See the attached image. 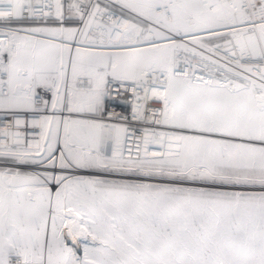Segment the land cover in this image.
<instances>
[{
  "label": "snow or ice",
  "instance_id": "1",
  "mask_svg": "<svg viewBox=\"0 0 264 264\" xmlns=\"http://www.w3.org/2000/svg\"><path fill=\"white\" fill-rule=\"evenodd\" d=\"M0 264H264V0H0Z\"/></svg>",
  "mask_w": 264,
  "mask_h": 264
}]
</instances>
